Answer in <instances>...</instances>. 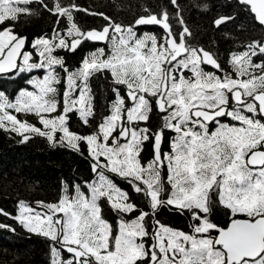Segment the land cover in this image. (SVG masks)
<instances>
[{
  "label": "snow or ice",
  "instance_id": "obj_1",
  "mask_svg": "<svg viewBox=\"0 0 264 264\" xmlns=\"http://www.w3.org/2000/svg\"><path fill=\"white\" fill-rule=\"evenodd\" d=\"M169 2L179 10L178 0ZM33 4L55 16L56 27L28 48L15 22L33 14ZM237 5L264 27V0ZM79 11L88 12L73 0H0V129L22 143L36 135L80 155L86 145L95 176L86 190L65 186L56 202L37 201L33 208L20 201L12 218L50 241L51 264H264V42L233 52L227 72L208 50L189 43L182 11L178 29L162 9L130 25L89 13L106 21L89 30L76 24ZM232 20L222 15L213 24ZM144 25L159 26L163 36L140 35ZM87 42L105 47L85 52L74 71L56 55ZM103 73L112 80L110 114L87 134L71 131L72 115L90 125L89 80ZM16 114H34L42 127ZM146 142L152 146L147 160ZM106 208L116 214L115 223ZM165 211L190 217L191 231L162 223ZM221 212L228 217L223 224Z\"/></svg>",
  "mask_w": 264,
  "mask_h": 264
},
{
  "label": "trees",
  "instance_id": "obj_2",
  "mask_svg": "<svg viewBox=\"0 0 264 264\" xmlns=\"http://www.w3.org/2000/svg\"><path fill=\"white\" fill-rule=\"evenodd\" d=\"M53 0H47L51 5ZM65 3L68 0H64ZM81 9L75 13L74 19L83 30L100 29L106 21L99 15L89 13H104L113 21L122 25L133 24L135 19L148 12L159 13L167 9L173 25L178 29L177 12L182 11L186 26L191 31L189 43L193 46L208 50L223 65L224 70L231 72L228 58L233 52H241L252 41L264 42V30L254 21L251 13L243 7H238L236 0H178L179 10L172 6L169 0H73ZM33 14L22 15L15 22V31L27 37L26 46L30 48L32 40L37 36H51L56 27V17L41 5L33 4ZM231 15L234 20L220 28L213 24L215 18ZM60 27L66 29V22ZM138 33L147 31L159 34L160 30L153 26L138 27ZM105 44L84 43L74 53L68 50H58L56 55L62 57L66 66L76 70L85 52ZM262 59L256 58V61ZM206 70L215 69L205 66ZM37 74V73H33ZM63 77V71H60ZM223 75V73H220ZM20 87H29L25 80L19 81ZM91 99L94 116L90 125H85L77 115H72L69 126L73 132L87 134L109 115V105L114 99L110 73L97 74L90 78ZM64 87L61 88V92ZM124 90L122 89V92ZM15 114V113H13ZM20 120L40 127L34 114H16ZM143 123V122H141ZM153 123H156L155 117ZM166 149V143L164 145ZM84 155L66 146H52L43 137L33 135L27 143L21 142L16 133L0 129V210L10 215L0 214V224L11 225L15 231L0 228V264H50V241L40 235L28 232L17 220L19 202L23 201L33 208L37 201L52 203L58 201L65 186L74 187L80 184L85 189L86 182L95 179L91 171L86 145H81ZM152 146L145 143L142 153L145 160L151 158ZM114 181L122 190L131 193L130 186L119 177L113 176ZM135 196V193H132ZM106 216L110 222H116V214L106 208ZM217 219L221 224L228 220L221 212ZM165 225L174 229L191 231L188 227L190 217L179 213L165 211L160 215ZM150 223H152L150 221ZM215 234V233H214ZM152 241L149 240V243Z\"/></svg>",
  "mask_w": 264,
  "mask_h": 264
},
{
  "label": "rangeland",
  "instance_id": "obj_3",
  "mask_svg": "<svg viewBox=\"0 0 264 264\" xmlns=\"http://www.w3.org/2000/svg\"><path fill=\"white\" fill-rule=\"evenodd\" d=\"M118 24V23H117ZM173 27L174 28H176L174 25H173ZM177 29V28H176ZM66 30V29H65ZM144 33H149V32H147V31H141L140 32V35H143ZM161 35H159V34H157V36L158 37H162L163 36V33H160ZM52 35V34H51ZM156 35V34H155ZM35 40V39H34ZM34 40H32V42H31V44L34 42ZM31 44H30V46H31ZM98 48V47H97ZM229 58H230V56H229ZM229 58H228V62H229ZM229 66H230V64H229ZM230 69H231V66H230ZM232 70V69H231ZM207 71H211V70H207ZM33 75H38L39 76V78H42V73H37V74H33ZM65 86H66V81H65ZM29 90H31V86L29 85ZM64 90V89H63ZM110 114V113H109ZM77 116H78V114H76ZM40 127H42V125L40 126ZM165 150H167V144H166V149ZM93 181V180H92ZM91 181V182H92ZM170 187V186H169ZM87 189V184L85 185V190ZM19 211H20V209H18V212H17V214H16V216L19 214ZM66 255V254H65ZM50 264H51V258H50Z\"/></svg>",
  "mask_w": 264,
  "mask_h": 264
},
{
  "label": "flooded vegetation",
  "instance_id": "obj_4",
  "mask_svg": "<svg viewBox=\"0 0 264 264\" xmlns=\"http://www.w3.org/2000/svg\"><path fill=\"white\" fill-rule=\"evenodd\" d=\"M146 26H153V27L159 29L161 33H163V31L158 26H155V25H144V26H139V27H146Z\"/></svg>",
  "mask_w": 264,
  "mask_h": 264
},
{
  "label": "water",
  "instance_id": "obj_5",
  "mask_svg": "<svg viewBox=\"0 0 264 264\" xmlns=\"http://www.w3.org/2000/svg\"><path fill=\"white\" fill-rule=\"evenodd\" d=\"M236 2H237V0H236ZM252 16H253V14H251ZM254 18V17H253ZM255 21V20H254ZM256 22V21H255ZM256 24H258L257 22H256ZM259 25V24H258ZM159 27V26H158ZM160 28V27H159ZM161 29V28H160ZM262 29L264 30V27H262ZM162 30V29H161ZM163 31V30H162ZM97 44H103V42H96ZM208 67H211V66H208ZM215 235V234H214Z\"/></svg>",
  "mask_w": 264,
  "mask_h": 264
}]
</instances>
